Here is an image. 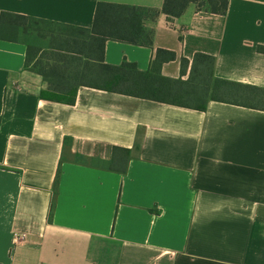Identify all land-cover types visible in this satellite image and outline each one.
Wrapping results in <instances>:
<instances>
[{"label":"crops","instance_id":"obj_1","mask_svg":"<svg viewBox=\"0 0 264 264\" xmlns=\"http://www.w3.org/2000/svg\"><path fill=\"white\" fill-rule=\"evenodd\" d=\"M163 1L0 0V14L43 20L48 42L90 28L98 2L135 6L152 45L107 40L105 63L146 70L167 49L160 73L179 77L185 58V79L204 53L215 77L264 88V0L175 18ZM35 50L26 63V43L0 39V264H264V111L86 86L73 104L49 100L42 72L58 50ZM113 146L130 150L122 173Z\"/></svg>","mask_w":264,"mask_h":264},{"label":"trees","instance_id":"obj_2","mask_svg":"<svg viewBox=\"0 0 264 264\" xmlns=\"http://www.w3.org/2000/svg\"><path fill=\"white\" fill-rule=\"evenodd\" d=\"M190 4L198 10L225 14L228 0H164L162 12L168 18L179 17ZM142 15L143 10L135 6L98 2L90 28L69 26L66 33L61 32L58 38L51 37L46 42L43 20L1 12L0 39L26 43V63L36 46L40 49L48 44L58 50L50 59L60 65L42 72L52 79L48 80V94L44 95L49 100L73 104L77 88L86 86L200 111L211 100L264 111V88L215 77V59L208 54L194 55L185 79H182L188 66L185 58H180L179 77L160 73L162 63L176 59L175 52L167 49H156L146 70L125 59L118 65L105 63L107 40L152 45L153 32L143 27ZM258 49L264 51L262 47ZM129 153L128 148L113 146L110 169L124 172Z\"/></svg>","mask_w":264,"mask_h":264},{"label":"built area","instance_id":"obj_3","mask_svg":"<svg viewBox=\"0 0 264 264\" xmlns=\"http://www.w3.org/2000/svg\"><path fill=\"white\" fill-rule=\"evenodd\" d=\"M19 239V236L17 234H14L13 240L17 241Z\"/></svg>","mask_w":264,"mask_h":264}]
</instances>
